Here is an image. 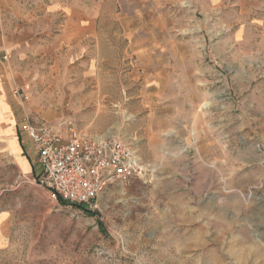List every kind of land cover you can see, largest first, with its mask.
Instances as JSON below:
<instances>
[{"label": "rangeland", "instance_id": "obj_1", "mask_svg": "<svg viewBox=\"0 0 264 264\" xmlns=\"http://www.w3.org/2000/svg\"><path fill=\"white\" fill-rule=\"evenodd\" d=\"M64 1L92 30L19 59L24 120L120 138L148 172L92 207L0 159V264H264V0Z\"/></svg>", "mask_w": 264, "mask_h": 264}, {"label": "crops", "instance_id": "obj_2", "mask_svg": "<svg viewBox=\"0 0 264 264\" xmlns=\"http://www.w3.org/2000/svg\"><path fill=\"white\" fill-rule=\"evenodd\" d=\"M56 16L61 21L54 25ZM93 17L94 13H87L84 6L76 8L64 0H0V159L8 158L18 176L34 177L40 168L34 144L20 126L26 106L17 96L22 85L17 62L28 52L31 54V48L54 41H77L78 45L86 37L87 29L92 30ZM56 30L59 34H55ZM2 168L5 169L4 164ZM6 224V211L1 208L0 241L6 237Z\"/></svg>", "mask_w": 264, "mask_h": 264}, {"label": "built area", "instance_id": "obj_3", "mask_svg": "<svg viewBox=\"0 0 264 264\" xmlns=\"http://www.w3.org/2000/svg\"><path fill=\"white\" fill-rule=\"evenodd\" d=\"M20 126L34 144L40 168L26 179L51 201L96 207L98 195L113 181L147 175L137 150L120 138L89 134L67 119L37 124L25 119Z\"/></svg>", "mask_w": 264, "mask_h": 264}]
</instances>
